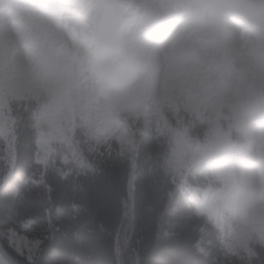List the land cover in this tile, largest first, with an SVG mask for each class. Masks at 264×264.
I'll use <instances>...</instances> for the list:
<instances>
[{
  "label": "clouds",
  "instance_id": "9594fccd",
  "mask_svg": "<svg viewBox=\"0 0 264 264\" xmlns=\"http://www.w3.org/2000/svg\"><path fill=\"white\" fill-rule=\"evenodd\" d=\"M252 2L0 0V38L29 82L5 125L65 214L78 209L60 264H264Z\"/></svg>",
  "mask_w": 264,
  "mask_h": 264
},
{
  "label": "snow or ice",
  "instance_id": "6c2138e0",
  "mask_svg": "<svg viewBox=\"0 0 264 264\" xmlns=\"http://www.w3.org/2000/svg\"><path fill=\"white\" fill-rule=\"evenodd\" d=\"M67 7L83 11L85 0H68ZM246 7L252 13L264 11V0ZM32 71L36 75L35 65ZM28 83L16 75L11 44L0 38V264H60L71 255L67 229L78 209L65 214L57 203L62 194L53 189L45 162L5 125L7 98L20 95Z\"/></svg>",
  "mask_w": 264,
  "mask_h": 264
}]
</instances>
